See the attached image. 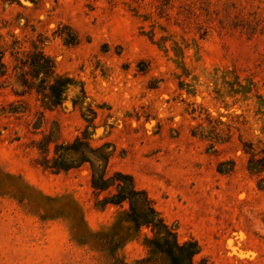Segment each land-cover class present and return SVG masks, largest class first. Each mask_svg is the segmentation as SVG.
Segmentation results:
<instances>
[{
    "label": "rangeland",
    "instance_id": "obj_1",
    "mask_svg": "<svg viewBox=\"0 0 264 264\" xmlns=\"http://www.w3.org/2000/svg\"><path fill=\"white\" fill-rule=\"evenodd\" d=\"M0 53V264H170L88 162L51 167L77 138L112 145L107 174L132 175L195 261L264 264V172L247 168L264 149V0H0ZM57 75L82 96L52 105Z\"/></svg>",
    "mask_w": 264,
    "mask_h": 264
},
{
    "label": "trees",
    "instance_id": "obj_2",
    "mask_svg": "<svg viewBox=\"0 0 264 264\" xmlns=\"http://www.w3.org/2000/svg\"><path fill=\"white\" fill-rule=\"evenodd\" d=\"M40 56L38 60L31 58V64L37 67V73L45 74L44 80H46L47 75L55 73L54 64L44 54ZM3 64L0 53V72H2ZM24 83H27L26 78ZM48 89L47 97L51 99L52 105L63 104L68 98V92L73 93L72 101L78 100L83 94L81 85L67 76L57 75ZM57 149L59 153L51 167L60 171L88 162L92 171V187L100 192L113 188V191L104 197L102 203L114 205L127 203L123 213L124 218L119 223L129 221L136 231L142 227L150 228L152 237L149 244L153 251L164 254L170 264H206L203 260L195 261V256L200 252L198 242L195 239L185 241L178 239L176 228L164 220L146 190L136 186L132 175L122 171H116L112 175L107 174V165L112 152L110 143L93 147L87 141L77 138L70 144L58 146ZM261 152V154L252 153L248 159L247 168L251 173L264 172V149ZM258 185L264 188V176L259 178ZM125 228V224H122L121 228L117 229L114 236L108 240L107 244L111 248L119 246L122 240L129 237Z\"/></svg>",
    "mask_w": 264,
    "mask_h": 264
}]
</instances>
